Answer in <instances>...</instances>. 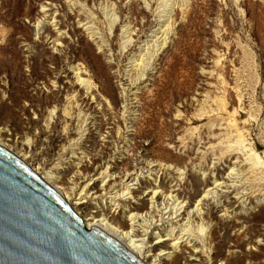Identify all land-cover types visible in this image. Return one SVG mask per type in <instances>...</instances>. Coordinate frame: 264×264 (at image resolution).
<instances>
[{"label": "rangeland", "instance_id": "rangeland-1", "mask_svg": "<svg viewBox=\"0 0 264 264\" xmlns=\"http://www.w3.org/2000/svg\"><path fill=\"white\" fill-rule=\"evenodd\" d=\"M0 129L66 183L83 156L118 185L152 169L130 210L158 221L154 190L186 203L161 231L182 238L177 264H264V0H0Z\"/></svg>", "mask_w": 264, "mask_h": 264}, {"label": "water", "instance_id": "water-1", "mask_svg": "<svg viewBox=\"0 0 264 264\" xmlns=\"http://www.w3.org/2000/svg\"><path fill=\"white\" fill-rule=\"evenodd\" d=\"M0 264H145L0 147Z\"/></svg>", "mask_w": 264, "mask_h": 264}, {"label": "bare ground", "instance_id": "bare-ground-1", "mask_svg": "<svg viewBox=\"0 0 264 264\" xmlns=\"http://www.w3.org/2000/svg\"><path fill=\"white\" fill-rule=\"evenodd\" d=\"M54 23V22H53ZM80 25V24H78ZM44 28L40 27V24L37 25L38 30H42ZM82 30V29H81ZM84 30V29H83ZM167 30V29H166ZM131 31V30H130ZM160 31V30H159ZM81 33V32H80ZM59 33V37H60ZM49 36V35H48ZM91 37H93L91 35ZM53 38V37H52ZM55 40V39H54ZM49 41V40H48ZM52 41V40H51ZM164 42V41H163ZM166 42V41H165ZM56 41H53L52 44L55 45ZM50 44V45H52ZM165 44V43H164ZM58 46V43H57ZM60 46V45H59ZM62 46V45H61ZM160 46V45H159ZM156 50V49H155ZM143 60L141 59L140 62ZM136 64V63H135ZM140 65V63H139ZM75 68V67H74ZM78 69V68H77ZM75 81L78 82L77 84L75 83L73 86L80 84H85L84 81L79 72L75 73ZM73 77V76H72ZM73 78H71L72 80ZM72 83V82H71ZM87 83V82H86ZM81 86V85H80ZM56 87V86H55ZM77 87V86H76ZM85 87V86H84ZM83 87V88H84ZM73 88V87H71ZM70 88V89H71ZM74 89V88H73ZM77 89V88H76ZM86 89V88H85ZM68 90V89H67ZM47 92V91H46ZM58 92V91H57ZM78 92V91H77ZM86 93V91L84 92ZM87 94H90L89 91ZM83 96V95H82ZM89 97V96H88ZM49 98V97H48ZM84 99V98H83ZM90 99V98H87ZM135 99V98H134ZM81 100V99H80ZM93 100V99H92ZM95 100V99H94ZM91 101V100H90ZM93 102V101H92ZM84 103V102H83ZM95 103H85V105L88 107L90 110V114L98 113L99 107H93ZM101 104V102L99 103ZM103 105V104H102ZM108 105V104H107ZM78 107V106H77ZM83 107V105H82ZM86 107V109H87ZM84 108V107H83ZM82 108V109H83ZM99 108V109H98ZM109 108V106H108ZM107 108V109H108ZM102 109V108H101ZM110 109V108H109ZM108 109V110H109ZM114 109V108H113ZM87 111V110H86ZM53 112V111H52ZM85 112V111H84ZM101 112V111H99ZM88 113V112H85ZM105 113V112H104ZM108 114V113H107ZM95 115V114H94ZM87 116V115H86ZM73 117V116H72ZM72 117H70L72 119ZM69 119V120H71ZM96 117L92 118V120H95ZM98 119V118H97ZM96 119V120H97ZM105 119V118H104ZM103 119V120H104ZM88 121V120H87ZM91 121V120H90ZM89 121V122H90ZM94 122V121H93ZM101 122V120H100ZM87 123V122H86ZM93 126L96 125V123H92ZM102 124V122H101ZM232 124V123H231ZM109 125V124H108ZM78 126V125H77ZM87 126V125H85ZM99 126V125H97ZM236 126V125H235ZM238 126V125H237ZM49 127V126H48ZM89 127V126H88ZM87 127V128H88ZM98 129V127H97ZM119 129V128H117ZM232 129V128H231ZM242 129V128H241ZM87 130V129H86ZM115 130V129H114ZM233 130V129H232ZM237 130V129H236ZM234 130V131H236ZM93 130H91L92 132ZM113 131V130H112ZM111 131V132H112ZM239 131V130H238ZM83 132V131H82ZM244 132V131H242ZM130 133V132H129ZM232 133V132H231ZM120 134V133H119ZM133 134V133H132ZM82 135V134H81ZM243 135H245L243 133ZM111 136V134H110ZM115 136V135H114ZM119 136V135H118ZM113 137V134H112ZM111 137V138H112ZM244 137V136H243ZM238 137V138H243ZM109 138V137H108ZM127 138V137H126ZM246 138V137H245ZM244 138V139H245ZM63 139V138H62ZM118 139V138H117ZM129 139V138H128ZM243 139V140H244ZM61 140V139H60ZM66 140V139H64ZM81 140V138H80ZM110 140V139H109ZM120 140V139H119ZM132 140V139H131ZM246 140V139H245ZM88 141V140H87ZM111 141V140H110ZM118 141V140H116ZM115 141V142H116ZM134 141V140H133ZM237 141V140H235ZM9 139L6 140V135L5 133L0 129V147L14 155L16 158H18L22 163H24L28 168H30L39 178H41L47 185H49L58 195L61 196V198L74 210V212L79 216V218L83 221V224L85 228L89 231H91V228H97L116 240L118 243H120L123 247H125L129 252H131L135 257H137L139 260H141L145 264H162L163 260L165 257L168 259H175L176 263L179 256H177V252L180 249L182 242V238H175L174 237V232L168 233L165 237L166 239L163 238L161 235V231H163L165 228L164 226L167 224H171V226L175 223H179L184 218L182 216L186 213V203H182L181 201L179 202L178 199H176L175 196H173L172 193L166 195L161 191L154 190L151 192V197H150V204L152 208L156 207L159 208L158 206V201L157 199L159 197H162V203H160L163 207L162 213L158 221L152 222L151 223H146L144 220V217L149 213L143 215V214H138V213H131L130 207L132 203H138L139 201L137 200V188H134L133 186L142 184L141 183V178L145 177L146 174L150 175V172L153 170H148V168L145 167H139L137 172L134 170L133 173H128L125 177V181L121 184H117V179L118 177L114 176L115 174L112 173V170L114 171L115 168L112 166H108L106 168V175L103 176L100 174L98 177H95L96 175H92L91 173H88V171L91 169V166L93 163L96 164V160L93 159V156L91 159H89L86 156H83L81 158L77 159V162L74 163L73 165H70L68 167V170L73 173L72 179L68 180L70 181L69 183H66L61 177L56 174H54L50 169L49 171H45V168H43V164H40L34 160V158L31 156L32 154L26 153L24 151L19 152L12 148L10 144H8ZM15 142V141H14ZM29 142V141H28ZM69 142V141H68ZM114 142V141H113ZM238 142V141H237ZM236 142V143H237ZM22 143V142H21ZM62 143H64L62 141ZM67 143V142H66ZM109 143V142H108ZM131 143V142H130ZM133 143V142H132ZM15 144V143H14ZM20 144V142H19ZM30 144V143H28ZM58 144V143H57ZM65 144V143H64ZM73 144V143H72ZM105 144V143H104ZM111 144V143H109ZM114 144V143H113ZM232 144V143H231ZM16 145V144H15ZM21 149L24 148L23 144H20ZM31 145V144H30ZM63 145V144H62ZM66 145V144H65ZM26 146V145H25ZM29 146V145H28ZM106 146V145H105ZM104 146V147H105ZM110 146V145H109ZM239 146V145H237ZM14 147V145H13ZM19 147V145L17 146ZM71 147V144H70ZM69 147V148H70ZM112 147V145H111ZM240 147V146H239ZM31 148V147H30ZM244 148V147H242ZM28 149V148H27ZM109 149V148H108ZM107 149V150H108ZM31 150V149H30ZM62 150V148H61ZM67 150V149H66ZM60 151V149H59ZM58 151V152H59ZM128 151V150H127ZM28 152V151H27ZM62 152V151H61ZM84 152V151H83ZM111 152V151H110ZM124 152V151H123ZM72 153V152H71ZM128 153V152H127ZM126 153V154H127ZM251 153V152H250ZM253 153V152H252ZM35 154V153H34ZM41 155V154H40ZM64 155V152H63ZM105 155V154H104ZM251 155V154H250ZM62 156V155H61ZM130 156V153H129ZM249 156V153H248ZM104 157V156H103ZM38 158V157H37ZM40 158V157H39ZM60 158V155H59ZM96 158V157H95ZM102 158V156H101ZM36 159V157H35ZM62 159V158H60ZM106 159V158H105ZM104 159V160H105ZM120 163L127 165L129 163L130 158H124L121 156L120 158ZM252 159V158H251ZM250 159V160H251ZM74 160V159H73ZM111 160V159H110ZM114 160V159H113ZM144 160V159H143ZM254 160V159H253ZM40 161V160H39ZM60 161V160H59ZM67 161V160H66ZM103 161V160H102ZM101 161V163H102ZM108 161V160H107ZM132 161V160H130ZM43 162V161H42ZM45 162V161H44ZM43 162V163H44ZM71 162V160L69 161ZM118 162V161H117ZM251 162V161H250ZM49 163V162H47ZM145 163V162H144ZM257 163V162H256ZM51 164V163H49ZM59 164V163H58ZM103 164V163H102ZM112 164V162H111ZM53 165V164H52ZM94 165V164H93ZM97 165V164H96ZM59 166V165H57ZM106 166V165H105ZM121 166V165H120ZM147 166V165H146ZM149 165L148 167H150ZM100 167V166H99ZM103 168V165L101 166ZM54 168V167H52ZM51 168V169H52ZM152 168V167H151ZM252 168V167H251ZM59 169V168H58ZM56 169V170H58ZM63 169V168H62ZM66 169V168H65ZM93 169V168H92ZM96 169V168H95ZM94 169V170H95ZM105 169V167H104ZM136 169V168H135ZM159 169V168H158ZM121 170V169H120ZM127 170V169H126ZM98 171V170H97ZM104 171V170H102ZM161 171V170H160ZM125 172V170H124ZM94 173V171H93ZM117 173V172H116ZM120 173V172H119ZM127 173V172H125ZM71 174V173H70ZM88 174L92 175L94 178L88 177ZM63 175V174H62ZM66 177V176H65ZM124 178V177H123ZM147 178V177H146ZM66 180V179H65ZM67 181V182H68ZM120 181V178L118 179ZM123 181V180H122ZM102 183L101 186L98 183ZM72 185V186H71ZM217 186V185H216ZM221 187V186H220ZM216 188V187H215ZM216 194L214 191L209 190L205 193L204 196H202V199H200L199 202H202L204 199H208L210 196ZM149 196V195H148ZM133 201V202H131ZM95 203V205L99 208L100 205H104L108 208L113 209L115 212L119 211V213H122L124 216L127 217L126 220H128V223L119 221L116 218H113L112 221L109 220L108 218L105 217L104 214L102 215H95L98 214L97 212H89L88 207L91 203ZM205 202V201H204ZM203 202V203H204ZM149 203V200H148ZM211 205V203H210ZM161 206V207H162ZM133 207V206H132ZM140 207V206H139ZM138 207V208H139ZM142 209L143 206H141ZM140 207V208H141ZM207 207V206H206ZM197 208V207H196ZM92 209V208H91ZM146 209V208H145ZM155 210V209H154ZM159 210H157L158 212ZM222 211V210H221ZM100 213V212H99ZM160 213V212H159ZM223 215V214H222ZM151 216V215H150ZM125 217V218H126ZM152 217V216H151ZM149 217V218H151ZM143 220L144 225H139V221L141 222ZM190 220V218H187V221ZM186 222V221H185ZM172 228V227H171ZM175 229V228H172ZM155 231V232H154ZM154 232V233H153ZM168 242H172L171 245H167ZM169 250V251H167ZM180 258V257H179ZM177 264V263H176ZM179 264V263H178Z\"/></svg>", "mask_w": 264, "mask_h": 264}]
</instances>
